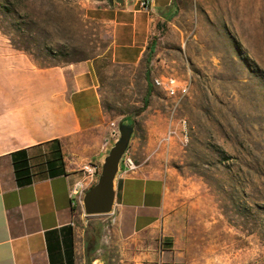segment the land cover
<instances>
[{"label":"rangeland","instance_id":"374dc122","mask_svg":"<svg viewBox=\"0 0 264 264\" xmlns=\"http://www.w3.org/2000/svg\"><path fill=\"white\" fill-rule=\"evenodd\" d=\"M96 6L111 5L0 0V45L30 57L32 72L93 63L112 139L132 118L130 154L165 182L167 264H264V0H173L154 52L136 65L113 62L112 24ZM167 77L188 91L153 86ZM79 215L87 264H122L129 245L107 217L83 205Z\"/></svg>","mask_w":264,"mask_h":264},{"label":"crops","instance_id":"0c3cea01","mask_svg":"<svg viewBox=\"0 0 264 264\" xmlns=\"http://www.w3.org/2000/svg\"><path fill=\"white\" fill-rule=\"evenodd\" d=\"M172 3L93 7L95 17L105 14L112 24L113 62L145 59ZM71 69L32 72L30 57L0 45V264H87L82 200L70 189L83 165L100 162L116 132L93 63ZM165 193L164 180L140 166L119 174L114 211L103 216L129 245L122 264H167L173 241Z\"/></svg>","mask_w":264,"mask_h":264},{"label":"water","instance_id":"95a60500","mask_svg":"<svg viewBox=\"0 0 264 264\" xmlns=\"http://www.w3.org/2000/svg\"><path fill=\"white\" fill-rule=\"evenodd\" d=\"M110 5L124 7L125 0H109ZM135 121L128 117L118 124L119 136L109 142L100 158L101 173L98 181L83 198V211L86 216L110 215L114 211L116 184L121 173V164L130 149L134 134Z\"/></svg>","mask_w":264,"mask_h":264},{"label":"built area","instance_id":"2783aa9c","mask_svg":"<svg viewBox=\"0 0 264 264\" xmlns=\"http://www.w3.org/2000/svg\"><path fill=\"white\" fill-rule=\"evenodd\" d=\"M138 4L143 9H148L152 0H137ZM154 85L158 88L163 89L170 96H178V94H185L188 91V85L181 84L174 77L167 78H155L153 81ZM172 132L169 133L165 141L171 139ZM101 164L100 162H88L83 165L81 172V177L76 180L70 189V196L72 199L78 201L83 200L86 192L96 184L101 173ZM139 169V165L135 162L133 156L130 154V151L125 154L122 164L121 172L124 173H135Z\"/></svg>","mask_w":264,"mask_h":264},{"label":"trees","instance_id":"16d2710c","mask_svg":"<svg viewBox=\"0 0 264 264\" xmlns=\"http://www.w3.org/2000/svg\"><path fill=\"white\" fill-rule=\"evenodd\" d=\"M112 6V5H111ZM172 18V17H171ZM154 45H155V37L152 41V44L149 46V51H148V55L149 54H152L154 52ZM147 63L149 64L150 63V57H148V60H147ZM153 86L154 83H153ZM156 87V86H155ZM101 94V93H100ZM151 94H152V87L149 86L148 90H147V93H146V96L144 97V100H143V106L137 110L136 114L137 115H140L142 114L149 106V103H150V97H151ZM103 106V105H102ZM92 248L90 247V244H88L87 248H86V256H87V259L89 261V258H90V255L92 254ZM91 264V263H89Z\"/></svg>","mask_w":264,"mask_h":264},{"label":"bare ground","instance_id":"6f19581e","mask_svg":"<svg viewBox=\"0 0 264 264\" xmlns=\"http://www.w3.org/2000/svg\"><path fill=\"white\" fill-rule=\"evenodd\" d=\"M82 202H83V200H82Z\"/></svg>","mask_w":264,"mask_h":264}]
</instances>
